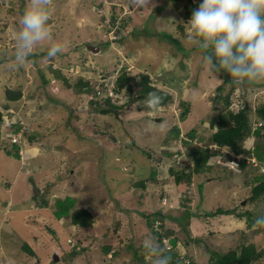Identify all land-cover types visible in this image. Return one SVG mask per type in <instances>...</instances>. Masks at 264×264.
Returning <instances> with one entry per match:
<instances>
[{
  "label": "rangeland",
  "instance_id": "374dc122",
  "mask_svg": "<svg viewBox=\"0 0 264 264\" xmlns=\"http://www.w3.org/2000/svg\"><path fill=\"white\" fill-rule=\"evenodd\" d=\"M32 2L0 0V264H155L168 252L179 264H210L212 252L226 254L241 245L263 250L264 222L257 223V212L264 200L250 199L264 169L237 167L252 155L220 149L211 122L247 103L257 126L254 112L264 90L250 81L233 92L227 84L217 90L223 81L209 73L204 53L187 39L193 13H185L203 0H151L136 12L131 0H49L50 36L17 64L14 33ZM56 44L61 51L49 58ZM125 68L133 79L130 93H118ZM142 75L171 95L166 106L153 108L139 94ZM7 90L21 92V100L8 101ZM106 99L121 108L117 115L96 111L95 102L109 108ZM182 104L189 105L186 120ZM16 146L20 160L6 154ZM205 147L215 155L205 165L209 170L176 184L170 170L189 173L191 150ZM228 153L234 163L219 158ZM153 171L156 182L150 180ZM142 181L145 188L137 187ZM66 198L75 199L71 212L92 213V227L59 219L56 203ZM219 209L234 215L207 217ZM247 211L254 213L250 221L238 218ZM168 231L174 234L160 243L157 233ZM24 243L36 257L22 250Z\"/></svg>",
  "mask_w": 264,
  "mask_h": 264
},
{
  "label": "clouds",
  "instance_id": "9594fccd",
  "mask_svg": "<svg viewBox=\"0 0 264 264\" xmlns=\"http://www.w3.org/2000/svg\"><path fill=\"white\" fill-rule=\"evenodd\" d=\"M149 3L151 0H131L132 11L148 9ZM48 4L49 0H33L24 10L14 33L17 64L25 63L34 46L49 38ZM186 26L187 39L204 53L202 64L213 77L224 70L237 83L264 80V0H203ZM59 51L61 46L56 44L47 55L51 58ZM146 103L154 108L160 97L149 93ZM154 251L162 253L163 249ZM155 264L170 261L161 256Z\"/></svg>",
  "mask_w": 264,
  "mask_h": 264
},
{
  "label": "trees",
  "instance_id": "16d2710c",
  "mask_svg": "<svg viewBox=\"0 0 264 264\" xmlns=\"http://www.w3.org/2000/svg\"><path fill=\"white\" fill-rule=\"evenodd\" d=\"M200 7V4L193 3L191 5V9L188 10L187 13H185L186 17L191 16V14ZM183 31V28H181ZM161 36V35H160ZM163 40H166L168 43L173 44L175 47L180 49L181 51H184L180 41L175 39L171 35L163 34L162 35ZM198 50H200L198 48ZM201 51V50H200ZM219 77L223 81V85L220 86L217 90L223 91L224 86L230 85L231 86V92H233L236 88V86L240 83L235 82L234 78L231 77L227 72L224 70H220L218 73ZM132 78L129 76V73H127L126 68L122 70V73L117 78L116 86H117V92H121L123 89H128L130 83L132 82ZM248 82V81H244ZM257 86L262 88L264 90V80H257V81H250L249 83H256ZM259 82V83H258ZM87 85V84H86ZM85 85V86H86ZM141 90L140 95L143 96L146 100L149 93L155 92L160 97V104L156 106L157 108H161L166 106L172 99L171 95L167 92H164L152 85L151 79L149 75H142L141 80ZM88 86V85H87ZM89 92L91 93V90L89 89ZM128 92L130 93V89H128ZM7 100L10 102H17L21 100L22 93L21 92H15L12 90H7L6 92ZM230 96L226 97V102L229 103ZM97 104L96 111L99 112L102 115H111V114H118V110L121 109L120 107L112 104L111 99H106L105 104L108 105V109L103 108L100 103L95 102ZM184 107V112L182 113V118L186 120L187 115L189 114V105L182 104ZM251 113V107L250 104H245L243 109L239 110L237 113H229L228 116L226 115H219L216 119H213L211 122V127H218L217 132L213 135L212 141L222 148H229L232 152H234L236 155H243L247 152L249 153V156L252 155L251 158L255 157L257 158V165L255 168H264V125L259 122H264V102L258 109L256 110L255 116L256 121L259 123L255 124V122H251L250 118ZM1 119V114H0ZM218 120V121H217ZM255 125V130H253V124ZM252 124V125H251ZM174 136L180 137L181 132L178 127H175L173 129ZM195 133H191L189 137L191 139L194 138ZM254 136L255 139L251 142L252 145H250V148L244 149V144L250 137ZM252 149V150H251ZM15 153L7 151V155L10 157H13L17 160L21 159L20 154V148L18 146L15 147ZM190 155L193 157V168L190 169L189 173L185 171L176 172L174 169L170 170V174L175 178L176 184H182L190 183V179L194 174H201L205 172V170H209L207 165V162L211 156H213V152L211 153L209 147L205 148H199V149H192ZM210 156V157H209ZM215 156V155H214ZM223 162L229 163L235 162V159L232 158L230 153L227 155H223L219 157ZM238 163V162H237ZM238 167L241 168L243 171L246 169H249L250 167H254V163L246 160H239ZM184 178V179H183ZM156 179V173L153 171L150 180L155 181ZM259 184L254 187L252 190V197L250 199L251 202H259L261 199L264 200V174L260 176L258 179ZM137 187L145 188L146 181H142L136 185ZM75 199L72 198H66L65 201L58 200L56 203L57 205V211L55 214L59 216V219L61 218H69L73 226H77L79 228H90L93 225L94 217L92 213L89 210L86 209H78L71 212V210L75 207ZM262 203V202H261ZM264 205L260 206L259 211L257 212V215H259V220L264 222ZM187 216L185 219H188V221L191 220V213H186ZM217 215H228L232 216L234 215V210H222L219 209L217 212L208 213L207 217L211 218ZM158 216H161L158 214ZM254 216L253 212L247 211L243 214H239L238 218L243 219L247 218L249 221ZM161 220L164 219L162 217H159ZM155 223V222H154ZM152 222V224H154ZM189 224V222L187 223ZM163 225V224H162ZM161 225V226H162ZM52 234L53 231H51ZM174 233L172 231L157 233L159 237V242L162 243V240L164 239V236H171ZM170 243H172L173 246H176L177 241L176 240H170ZM24 252H26L31 257H36L35 250L27 243H24L21 247ZM111 252V248L108 247L105 250L106 255H108ZM167 257H170V264H179L174 259L177 257L175 254H170V252L165 253ZM264 258V249L258 251L257 247L255 245H241V247L237 248L236 250H230L226 254L221 253H214L212 252V258L210 259V264H264L261 263V259Z\"/></svg>",
  "mask_w": 264,
  "mask_h": 264
},
{
  "label": "built area",
  "instance_id": "2783aa9c",
  "mask_svg": "<svg viewBox=\"0 0 264 264\" xmlns=\"http://www.w3.org/2000/svg\"><path fill=\"white\" fill-rule=\"evenodd\" d=\"M242 157V156H241ZM241 160V159H240ZM243 160H248V158H245V159H243ZM253 160V161H252ZM252 160H249L250 162H252V163H254V167H256V165H257V158H256V160L254 159V158H252ZM237 167H238V164H237ZM264 169V168H263Z\"/></svg>",
  "mask_w": 264,
  "mask_h": 264
},
{
  "label": "water",
  "instance_id": "95a60500",
  "mask_svg": "<svg viewBox=\"0 0 264 264\" xmlns=\"http://www.w3.org/2000/svg\"><path fill=\"white\" fill-rule=\"evenodd\" d=\"M90 49L92 50V51H96L93 47H90ZM55 262H57L58 260H59V258H58V256L57 255H55Z\"/></svg>",
  "mask_w": 264,
  "mask_h": 264
},
{
  "label": "bare ground",
  "instance_id": "6f19581e",
  "mask_svg": "<svg viewBox=\"0 0 264 264\" xmlns=\"http://www.w3.org/2000/svg\"><path fill=\"white\" fill-rule=\"evenodd\" d=\"M263 169V168H262Z\"/></svg>",
  "mask_w": 264,
  "mask_h": 264
}]
</instances>
